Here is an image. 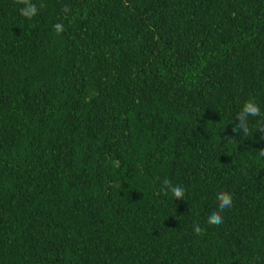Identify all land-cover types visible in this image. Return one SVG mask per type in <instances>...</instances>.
Segmentation results:
<instances>
[{
  "label": "trees",
  "instance_id": "16d2710c",
  "mask_svg": "<svg viewBox=\"0 0 264 264\" xmlns=\"http://www.w3.org/2000/svg\"><path fill=\"white\" fill-rule=\"evenodd\" d=\"M33 3L0 0V264H264V0Z\"/></svg>",
  "mask_w": 264,
  "mask_h": 264
},
{
  "label": "clouds",
  "instance_id": "9594fccd",
  "mask_svg": "<svg viewBox=\"0 0 264 264\" xmlns=\"http://www.w3.org/2000/svg\"><path fill=\"white\" fill-rule=\"evenodd\" d=\"M20 5L19 13L22 17L32 20L38 15L39 9L33 0H15ZM65 13L70 12V9L65 8ZM53 29L57 34H61L64 31V26L61 23L53 25ZM250 117H262L261 108L256 103L254 98H250L244 102L241 109L236 114V123L233 126L232 131L234 133L243 134L245 136L251 134ZM258 133H264V118L257 121ZM232 138H229L231 142ZM257 155L260 158H264V149L256 150ZM161 191L165 194H171L175 200H183L185 196V188L182 185L173 184L169 179L165 178L161 182ZM217 207L213 210L207 219L209 225H220L223 223V217L221 215L226 209H230L233 206V196L231 193L220 190L216 193ZM194 232L200 234L202 229L200 226L194 225Z\"/></svg>",
  "mask_w": 264,
  "mask_h": 264
}]
</instances>
